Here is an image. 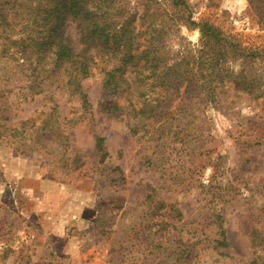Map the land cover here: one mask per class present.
Masks as SVG:
<instances>
[{
  "label": "rangeland",
  "instance_id": "rangeland-1",
  "mask_svg": "<svg viewBox=\"0 0 264 264\" xmlns=\"http://www.w3.org/2000/svg\"><path fill=\"white\" fill-rule=\"evenodd\" d=\"M12 1L0 0L7 19ZM186 2L163 11L169 54L199 47L190 16L255 52L249 67L264 69V25L247 0ZM66 30L81 51L74 24ZM20 57L17 45H0V264H250L264 254V93L251 98L226 81L195 127L161 132L156 122L140 136L111 111L96 69L81 81L89 102L81 113Z\"/></svg>",
  "mask_w": 264,
  "mask_h": 264
},
{
  "label": "trees",
  "instance_id": "trees-1",
  "mask_svg": "<svg viewBox=\"0 0 264 264\" xmlns=\"http://www.w3.org/2000/svg\"><path fill=\"white\" fill-rule=\"evenodd\" d=\"M247 3L249 11L264 25V0ZM165 6L187 8L188 3L186 0H15L10 6L11 19L6 16L8 9H0V45L2 51L17 45L23 66L33 64L30 69L33 79L60 83L79 102L81 113L89 112L81 81L96 69L102 75L103 93L115 99L111 111L131 118L130 131L137 133L142 129L140 136L147 134V127L156 122L161 132L172 127H179V131L195 127L197 114L203 112L206 104L216 101V90L226 81L251 98L264 93L261 85L264 69L257 72L248 64L255 52H240L231 39L206 20L186 16L185 23L200 32L199 47L182 46L169 54L160 38L165 26L162 18ZM72 23L83 45L81 51L74 50L66 30ZM228 57L232 60L229 63H237L236 70L228 64ZM155 88L164 94L150 95ZM179 96L177 105H171ZM185 102L192 103L194 108ZM147 119L153 122H145ZM103 140L102 136L94 135L98 151L103 150ZM250 264H264V254H257Z\"/></svg>",
  "mask_w": 264,
  "mask_h": 264
},
{
  "label": "crops",
  "instance_id": "crops-1",
  "mask_svg": "<svg viewBox=\"0 0 264 264\" xmlns=\"http://www.w3.org/2000/svg\"><path fill=\"white\" fill-rule=\"evenodd\" d=\"M64 213L65 214H68V218L70 217V219H71L72 222L73 221L74 222L76 221L75 218H76L77 213L75 212V209L74 208H69V210H67V212H64Z\"/></svg>",
  "mask_w": 264,
  "mask_h": 264
}]
</instances>
